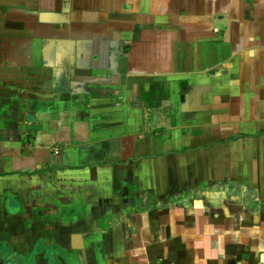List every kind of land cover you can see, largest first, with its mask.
<instances>
[{
    "label": "crops",
    "instance_id": "0c3cea01",
    "mask_svg": "<svg viewBox=\"0 0 264 264\" xmlns=\"http://www.w3.org/2000/svg\"><path fill=\"white\" fill-rule=\"evenodd\" d=\"M8 264H264V0H0Z\"/></svg>",
    "mask_w": 264,
    "mask_h": 264
},
{
    "label": "flooded vegetation",
    "instance_id": "af4514ba",
    "mask_svg": "<svg viewBox=\"0 0 264 264\" xmlns=\"http://www.w3.org/2000/svg\"><path fill=\"white\" fill-rule=\"evenodd\" d=\"M6 248L0 246V264H8V263H5V260L2 258L4 256H2L4 253H6ZM2 256V257H1Z\"/></svg>",
    "mask_w": 264,
    "mask_h": 264
}]
</instances>
